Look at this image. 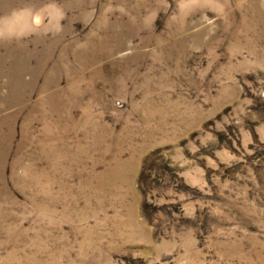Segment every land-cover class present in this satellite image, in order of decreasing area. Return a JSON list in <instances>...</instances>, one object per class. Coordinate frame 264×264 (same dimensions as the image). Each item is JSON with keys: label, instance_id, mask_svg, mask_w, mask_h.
Here are the masks:
<instances>
[{"label": "rangeland", "instance_id": "374dc122", "mask_svg": "<svg viewBox=\"0 0 264 264\" xmlns=\"http://www.w3.org/2000/svg\"><path fill=\"white\" fill-rule=\"evenodd\" d=\"M0 264H264V0H0Z\"/></svg>", "mask_w": 264, "mask_h": 264}]
</instances>
